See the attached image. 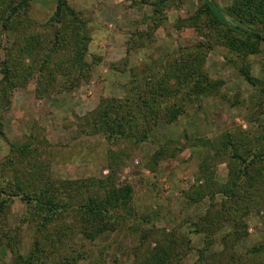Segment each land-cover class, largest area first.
Returning a JSON list of instances; mask_svg holds the SVG:
<instances>
[{
	"label": "rangeland",
	"instance_id": "1",
	"mask_svg": "<svg viewBox=\"0 0 264 264\" xmlns=\"http://www.w3.org/2000/svg\"><path fill=\"white\" fill-rule=\"evenodd\" d=\"M14 1L0 0V59L6 50L21 47L29 38L43 46V55L53 40L49 20L56 0H34L16 30L7 32L2 28L8 13L4 10ZM158 1L67 0L88 30L84 60L95 63L90 79L69 92L46 95L35 73L16 85L10 104L0 102V183L6 189L14 188L17 181L41 199L56 196L77 204L93 196L92 181L111 177L116 187L131 186L130 207L140 222L138 234L134 224H126L87 239L86 232L79 230L84 218L75 213L53 223L68 239L59 253L79 247L91 254L90 261L81 264H98L99 259L104 264H134L138 258L143 264L155 243L168 236L191 241L193 249L183 263L176 264H194L204 235L194 223L205 216L221 225L228 217L231 221L220 230L211 228L217 243L210 253L220 251L219 239L229 236L231 242L225 246L234 250V257L250 255L235 264H264V172L251 183L243 180L238 204L229 216L220 213L222 195H212L234 179L240 168L237 155L249 162L261 153L264 160V43L257 54L239 56L216 41V32L208 28L200 12L201 0H165L157 21L153 4ZM210 1L231 24L239 25L227 14L234 0ZM73 44L60 46L63 50L52 57V64L67 63ZM15 61L33 67L26 55L16 56ZM240 70L248 71L253 86ZM63 81L60 75L56 77L57 84ZM153 85L158 90L151 95ZM150 97L157 100L156 106L152 104L159 114L153 119L144 109V115L137 118L141 129L145 124L151 128L146 142H112L94 133L92 119L102 111L104 101H126V105L135 99L141 107L140 100ZM180 105L185 113L168 123L163 110ZM226 134L233 148L223 151ZM198 140L208 144L201 146ZM160 147L165 155L154 162ZM251 168L255 174L258 168ZM12 199L0 225L13 236L18 253L26 255L35 240L42 243V234L37 231L39 225L22 224L27 209L18 197ZM54 227L46 231L49 239ZM1 241L0 261L12 264V255ZM45 250L52 257L59 255H53L50 244ZM211 256L213 261L204 259L199 264H234L228 256L219 259V252Z\"/></svg>",
	"mask_w": 264,
	"mask_h": 264
},
{
	"label": "trees",
	"instance_id": "2",
	"mask_svg": "<svg viewBox=\"0 0 264 264\" xmlns=\"http://www.w3.org/2000/svg\"><path fill=\"white\" fill-rule=\"evenodd\" d=\"M33 1L34 0H15L9 8H5L4 11L8 13L3 17V30L7 32L16 30L17 23H19L21 16L27 13L28 5ZM164 2L165 0H160L156 4H153L154 20L159 21L157 15L161 13L162 3ZM201 4L200 12L206 17L208 28L216 32L217 37L215 39L217 42H224L231 51L237 53L239 56L245 57L258 53L260 44L264 43V0H234L232 6L227 10V14L239 25L231 24L222 11L210 0H201ZM49 23L54 28L53 40L51 41V46L43 55V46H38L32 38H29L21 47H16L11 50L8 49L5 52L3 51L4 55L0 59V102L10 104V96L14 88H16V85L31 79L35 73L38 75L37 85L42 83V94L46 95L60 90L69 92L72 89L80 87L82 83H87L89 81V72L92 70V65H95V63L92 61V64H89L84 60L89 36L87 34L88 30L86 24L80 18V14L69 7L67 0H56V6ZM243 24L254 26V28L244 29L243 26L241 27ZM69 40L72 41L68 43ZM72 42H75V45L73 44V48L70 47L69 52L72 54L70 60L61 65L52 64V57L63 50L60 49V46H68ZM34 51L36 54H34ZM20 55H26L29 59H32L31 65H33V67L25 66L22 61H20V63L15 61V57ZM240 73L243 75L245 81L253 86V80L249 76L248 71L240 70ZM58 75L64 79V81L59 84L56 83V77ZM150 90V94L154 95L158 90L157 85H153ZM175 98H178L176 94ZM150 99L151 100H147L146 102L141 99L140 103L143 104L141 107L135 99L126 105V101L121 104L114 100L104 101L105 106L102 111L97 113L92 119V129L94 133L103 134L106 139L112 142H117L119 140L132 142V144L146 142L149 139L151 128L147 127L145 124L144 128L141 129L140 125L138 126L137 118L138 116L144 115V109L147 110L146 113L153 119L159 114L153 109L156 104H158L157 100L153 97H150ZM152 103L155 105L154 107ZM184 113L183 105L177 108H165L162 112L163 117H165L170 124L177 121ZM198 141L201 143V146H206L208 144L201 140ZM221 145L223 151L228 150V148H233L232 139L229 134L225 135ZM159 149L160 150L156 151L153 155L154 162L163 158L165 155L164 148L160 147ZM237 159L240 168L237 173H234V179L231 181L230 178L229 184L222 186L219 191L212 194L213 196L222 195L223 201L220 205V207H222L220 213L222 212L225 216H229L231 214L230 209L234 204H238L239 199L237 195L244 187L245 183H243V180L251 183L254 176L260 177V174L264 172V166H262L264 160L261 153L255 154L251 157L249 162H247L246 159H242L240 155H237ZM255 166L258 169L254 174L251 167ZM245 177L247 178L245 179ZM262 183H264V181H262ZM21 186L19 182L15 181L14 188L6 187L5 189L0 183V221L4 220V214L7 211L8 203L9 206H11L14 203L12 198L18 197L17 201L27 209L21 221L22 224L28 228L30 226L35 228L39 225L37 231L42 234V243L35 240L29 252L26 255H20L12 244L11 240L13 236L11 233L9 231H4L0 225V231H3L0 239L6 246L4 247L8 248L9 253L12 255V264H81L82 262L90 261L89 258L91 254L87 253L88 255H86L84 253L85 251L79 247H77L78 249H71L70 251L63 250V254L59 253V249L68 242V239L65 234L61 233V229H56L54 227L53 223L63 220L70 213H75V215L77 214L79 217L81 216L84 218V222H82V226L79 230L82 233L86 232L85 237L87 239H92L96 236L99 237V235L108 232H114L126 224H134L135 229L140 225V222L135 219L133 210L130 207L132 194L131 186L122 185L116 187L111 177L107 180L104 179V181H92L91 188L94 192L93 196L84 199L81 204L74 203L71 200H60L56 196H52L46 200L43 198L41 199L38 197L37 193H31L28 190L25 191ZM75 186L76 189L81 188L79 184H75ZM210 197L212 198L211 195ZM237 209L238 208L235 206L233 212L235 213ZM223 221L231 222L229 217ZM194 224L198 228H202V232H204L202 239L203 248L200 251L196 250L198 253V261L194 264H199V262H203L204 259L211 262L213 261L211 254H218V252L219 259L228 256L229 260L234 264L241 263L240 260H248L250 256L249 253H245L236 258L234 257V250H232L231 247L227 249L225 245L231 242L229 236H223L219 239L221 243H218L220 244V251L210 253L211 247L216 246L217 243L216 239L213 237V233L216 230H220L219 228L223 225H221L220 221L211 222L209 217L205 216ZM48 227H54V234L51 239L47 237L48 232L46 231ZM205 227L206 229L204 231ZM211 228L216 229H214V231ZM135 232L138 234L139 229H136ZM47 242L52 248L53 255L59 253L58 256L52 257L50 253H47V250H45V247L49 245ZM155 244L153 253L145 258V263L143 264L183 263L186 254L193 249L191 241L185 240L181 236L163 237ZM79 249L81 251H79ZM206 252H208V255ZM142 258L144 259V257ZM140 259L141 258H138L134 264H142ZM47 261H49V263H47ZM99 263L104 264V261L99 259L98 264ZM0 264L6 263L1 260Z\"/></svg>",
	"mask_w": 264,
	"mask_h": 264
}]
</instances>
